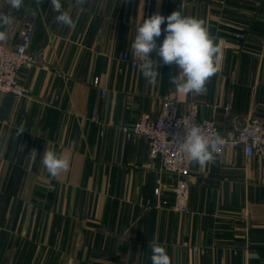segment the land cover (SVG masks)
Segmentation results:
<instances>
[{"label": "crops", "instance_id": "1", "mask_svg": "<svg viewBox=\"0 0 264 264\" xmlns=\"http://www.w3.org/2000/svg\"><path fill=\"white\" fill-rule=\"evenodd\" d=\"M61 3L71 27L55 22L49 0H24L20 10L0 0V12L14 17L0 43L15 46L29 31L36 61L20 80L31 96H0V264H151L154 238L171 264H264L263 158L248 159L237 147L214 163H195L183 214L172 209L175 177L150 157L145 138L123 132L142 114L158 117L168 94L182 112L197 105L221 132L251 116L264 120V0ZM173 11L203 19L218 37L219 71L203 94L175 91V63L158 67L161 77L149 84L129 50L144 19ZM161 28L158 46L166 22ZM45 148L67 155L69 170L50 177Z\"/></svg>", "mask_w": 264, "mask_h": 264}, {"label": "clouds", "instance_id": "2", "mask_svg": "<svg viewBox=\"0 0 264 264\" xmlns=\"http://www.w3.org/2000/svg\"><path fill=\"white\" fill-rule=\"evenodd\" d=\"M41 5L43 0H34ZM10 7L20 10L24 6V0H7ZM86 0H74V5L81 8ZM51 9L57 13L55 22L71 27L73 18L70 11L65 10L61 0H49ZM33 18L37 12L34 9H26ZM14 22V17L0 12V41L8 37L7 28ZM166 22L163 29L164 39L161 45H157V39L162 34L161 25ZM133 59L140 61L138 67L143 77L149 84L157 82L161 77L157 68L161 65L178 66L179 73L171 75L170 83L175 91L181 94L200 95L206 92V84L212 76L219 71L217 60L222 54L218 43V37L213 36L203 19L185 16L181 11H173L167 17L156 13L144 19L136 27L134 40L130 43ZM155 54L157 59H153ZM24 130H19V135ZM178 147L184 154L199 166L214 163V150L222 142L218 134L210 138L196 122H191L183 137H177ZM38 152L33 149L29 155L33 160ZM42 164L48 175L56 178L70 168V159L67 155L57 153L45 148L42 156ZM151 264H171L166 248L154 238L150 244Z\"/></svg>", "mask_w": 264, "mask_h": 264}, {"label": "built area", "instance_id": "3", "mask_svg": "<svg viewBox=\"0 0 264 264\" xmlns=\"http://www.w3.org/2000/svg\"><path fill=\"white\" fill-rule=\"evenodd\" d=\"M238 37L244 38L241 35ZM30 42V32L25 31L15 46L0 43V96L26 98L32 95V90L20 83L22 71L33 67L36 63L35 57L29 52ZM123 59L133 68L137 66L128 52L124 53ZM225 111L227 114L230 113V104L225 106ZM94 120L100 122L98 118ZM193 121L199 124L210 138L217 134L222 137V142L214 150V157L223 156L229 148L242 147L248 159L255 156L264 159L263 119L251 116L241 125L221 132L214 121L200 117L197 105L194 104L188 111L182 112L178 100L170 94L166 95L158 117L142 114L135 124L124 127L123 132L128 139L145 138L149 144L150 157L159 158L163 171L175 177V202L172 209L183 214L190 212V176L195 163L178 147L176 139L184 136L185 129ZM155 193L157 197L161 196V189H156ZM149 203V200H140L141 205ZM161 204L165 207L168 202L163 201ZM241 220L248 225V211L242 213ZM195 252L198 253V250L196 249Z\"/></svg>", "mask_w": 264, "mask_h": 264}]
</instances>
